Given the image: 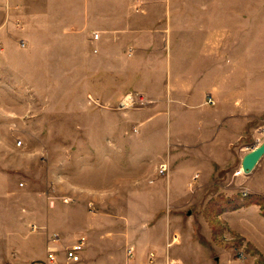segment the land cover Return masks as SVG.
Wrapping results in <instances>:
<instances>
[{
  "label": "rangeland",
  "instance_id": "rangeland-1",
  "mask_svg": "<svg viewBox=\"0 0 264 264\" xmlns=\"http://www.w3.org/2000/svg\"><path fill=\"white\" fill-rule=\"evenodd\" d=\"M132 2L134 28L174 17L227 36L225 104L207 116H222L228 131L178 155L180 142L165 165L157 161L163 139L136 128L150 102L119 107L132 92L151 98L120 72L109 91V75L98 71L96 47L119 71L132 42L110 40L88 11L82 25L63 26L72 7L62 0H0V177L16 183L12 193L0 190V201L22 207L19 247L15 255L4 249L0 264H30L46 256L52 232L83 230L97 247L89 253L95 264H264V156L252 171L242 168L264 141V0ZM67 33L75 34L69 48ZM193 158L199 166L173 173ZM61 256L52 264H75Z\"/></svg>",
  "mask_w": 264,
  "mask_h": 264
},
{
  "label": "crops",
  "instance_id": "crops-1",
  "mask_svg": "<svg viewBox=\"0 0 264 264\" xmlns=\"http://www.w3.org/2000/svg\"><path fill=\"white\" fill-rule=\"evenodd\" d=\"M62 2L64 9L67 4L66 8L72 7L68 22L63 23V26H65L64 24L67 27L82 25L84 13L88 11L95 13L98 18L93 24L105 26L104 29H107V36L110 40L117 41L124 38L132 42V54L126 62L123 59L124 68L121 66L122 70L119 71L117 67L120 65L117 64L116 58L111 55L106 57L103 49L96 47L95 51L100 52L98 56L103 61V65H99L98 71L109 75V91L116 86V73L120 72L124 73L127 85L134 82L133 86L136 91L151 98L150 107L143 111L148 116L141 119L140 126L136 128L137 132L148 133V135L163 139L162 147H159L158 144V149L155 151L157 161H161L165 165L166 153L168 151L171 155L175 153L174 148L180 142L187 149L190 146H197V143L204 139L214 137L217 141L221 138V132L228 131V127L221 123L222 116H218L216 119L214 117V119H210L207 116L208 112H212V106L219 107L225 104L224 89L228 85L230 72L227 36L223 42L222 33L213 34L212 30L211 33H208V28L204 24L195 26L182 24L180 19L174 17L164 18L157 24L158 26L134 28V19L131 16L135 7H133L132 0L125 2L95 0V3L94 0H62ZM117 11H121L118 12L122 14L121 18H118ZM31 24L35 28L41 26L39 22L35 25L33 20ZM96 32L99 33L98 37H95ZM91 34L95 41L102 39V33L98 29H94ZM62 36L63 42L66 43L65 46L69 48L68 43L72 41L71 38L75 34L67 33ZM23 41L27 45V40ZM208 94L213 95L216 100L215 104L207 102ZM231 101L238 106L237 98ZM151 113H155V115H151ZM151 130L152 133L149 132ZM166 138H169L170 143L165 141ZM186 149L182 148L180 152H177L178 155L192 151ZM175 156L177 155L173 154L170 158H175ZM193 164H197L194 158L189 162L186 160L175 166L173 173L178 168ZM197 166L199 165L197 164ZM12 178L14 177L9 176L6 180L4 177H0V190L12 193L13 185L16 184H11ZM170 186L173 185L170 184ZM172 191L173 189L170 196L174 193ZM10 204L0 201V258L4 256V249L10 250L11 255H15L17 252L15 248L19 247V232L14 228L19 224V212L22 207L15 200ZM25 209L23 208L24 211ZM10 217H12L11 222L8 221ZM53 233L58 232H52V235ZM90 233L83 230L65 235V237L61 236V242L54 244L47 239L46 251L48 253L49 247L55 245L59 249L58 258L62 255V259L69 261L66 259L63 248L66 245L74 244L81 236H86L87 241L82 259L71 262L95 264V261L89 260V253L97 248ZM130 252L133 253L132 248Z\"/></svg>",
  "mask_w": 264,
  "mask_h": 264
},
{
  "label": "built area",
  "instance_id": "built-area-1",
  "mask_svg": "<svg viewBox=\"0 0 264 264\" xmlns=\"http://www.w3.org/2000/svg\"><path fill=\"white\" fill-rule=\"evenodd\" d=\"M98 36H99V33L96 32L95 37H98ZM21 44L23 46H25L26 42L22 41ZM0 47H1V45H0ZM149 102H150V100L146 99L140 93L132 92L123 98V100L119 104V107L121 109H124V108L134 107L136 105H146ZM207 102L210 104L216 103V100L212 94L207 95ZM22 143H23V141L20 139L18 141V144L21 145ZM61 240H62V238L60 237L59 233H53L52 240H51L53 244L59 243V242H61ZM86 241H87V237L81 236L80 239H78V241H76L74 244L69 245V246H65L64 252H65L66 259L69 261H80L82 259L83 250L86 246ZM58 252H59V249L55 245H52L49 247L46 258L35 259L31 262V264H52V263H55L58 260Z\"/></svg>",
  "mask_w": 264,
  "mask_h": 264
},
{
  "label": "water",
  "instance_id": "water-1",
  "mask_svg": "<svg viewBox=\"0 0 264 264\" xmlns=\"http://www.w3.org/2000/svg\"><path fill=\"white\" fill-rule=\"evenodd\" d=\"M263 156H264V141L244 155L242 160L243 170L245 172L252 171Z\"/></svg>",
  "mask_w": 264,
  "mask_h": 264
},
{
  "label": "bare ground",
  "instance_id": "bare-ground-1",
  "mask_svg": "<svg viewBox=\"0 0 264 264\" xmlns=\"http://www.w3.org/2000/svg\"><path fill=\"white\" fill-rule=\"evenodd\" d=\"M243 168V167H242Z\"/></svg>",
  "mask_w": 264,
  "mask_h": 264
}]
</instances>
